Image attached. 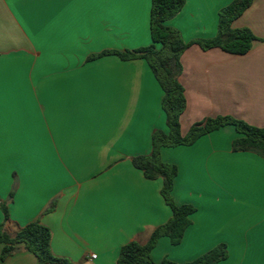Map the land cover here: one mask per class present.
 I'll use <instances>...</instances> for the list:
<instances>
[{
    "label": "crops",
    "instance_id": "obj_1",
    "mask_svg": "<svg viewBox=\"0 0 264 264\" xmlns=\"http://www.w3.org/2000/svg\"><path fill=\"white\" fill-rule=\"evenodd\" d=\"M231 1L186 0L165 25L185 43L211 39ZM150 7L151 0H0V223L13 233L39 221L52 253L73 264H115L123 245L144 243L171 216L161 179H145L131 164L149 154L154 130H167L158 82L143 59L88 60L148 47ZM231 27L255 36L247 53L192 44L180 57L181 135L218 116L264 129V0H252ZM240 137L226 125L161 149V160L177 168L174 203L194 212L179 244L157 241L154 261L184 264L225 245L217 264H264V158L233 151ZM1 264L38 262L20 250Z\"/></svg>",
    "mask_w": 264,
    "mask_h": 264
},
{
    "label": "trees",
    "instance_id": "obj_2",
    "mask_svg": "<svg viewBox=\"0 0 264 264\" xmlns=\"http://www.w3.org/2000/svg\"><path fill=\"white\" fill-rule=\"evenodd\" d=\"M185 1L151 0L149 12L151 44L148 47L123 52L103 51L88 58L91 60L105 55H116L121 60L143 59L163 92L161 108L165 115L167 130L166 132L154 130L151 134L149 154L132 157L131 164L145 179H161L160 195L170 209L171 216L164 224L154 228L144 243L131 241L123 245L119 249L115 264H178L168 259L156 262L151 257V251L161 237H167L173 246L179 244L190 224L189 216L194 212L190 205L174 203L172 189L177 168L161 160L162 148L191 145L199 137L230 125L241 135L232 142L233 151L253 152L264 158V129L250 126L231 116L208 118L203 123L192 125L185 135H181L180 116L186 107V100L178 77L183 52L195 44L203 51L218 48L228 54L243 55L250 50L252 42L256 40L250 30L231 27L232 22L250 6L252 0H233L218 11L216 34L213 38L185 43L177 30L165 25L166 21L181 10ZM11 196L12 193L9 197ZM1 210L6 219V206L2 204ZM50 240V230L37 220L13 233L5 231L3 224L0 223V264L20 250L34 255L38 264H73L68 259L52 253ZM226 257L225 245H218L194 261L184 264H217Z\"/></svg>",
    "mask_w": 264,
    "mask_h": 264
},
{
    "label": "built area",
    "instance_id": "obj_3",
    "mask_svg": "<svg viewBox=\"0 0 264 264\" xmlns=\"http://www.w3.org/2000/svg\"><path fill=\"white\" fill-rule=\"evenodd\" d=\"M91 258H92V259L95 258V255H91Z\"/></svg>",
    "mask_w": 264,
    "mask_h": 264
}]
</instances>
